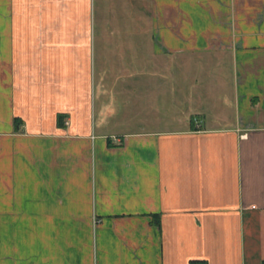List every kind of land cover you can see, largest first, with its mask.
Segmentation results:
<instances>
[{
	"label": "crops",
	"instance_id": "1",
	"mask_svg": "<svg viewBox=\"0 0 264 264\" xmlns=\"http://www.w3.org/2000/svg\"><path fill=\"white\" fill-rule=\"evenodd\" d=\"M193 262L264 264V0H0V264Z\"/></svg>",
	"mask_w": 264,
	"mask_h": 264
},
{
	"label": "rangeland",
	"instance_id": "2",
	"mask_svg": "<svg viewBox=\"0 0 264 264\" xmlns=\"http://www.w3.org/2000/svg\"><path fill=\"white\" fill-rule=\"evenodd\" d=\"M207 80H211V78H209V79H206V80H204V82H206ZM204 95L207 97V93L206 92H204ZM208 98V97H207ZM209 103V102H208ZM212 102H210L209 104H211ZM187 105L189 106V103H187ZM187 106V107H188ZM172 113H173V111H172Z\"/></svg>",
	"mask_w": 264,
	"mask_h": 264
},
{
	"label": "trees",
	"instance_id": "3",
	"mask_svg": "<svg viewBox=\"0 0 264 264\" xmlns=\"http://www.w3.org/2000/svg\"><path fill=\"white\" fill-rule=\"evenodd\" d=\"M16 122H17V119H16ZM17 124V123H16ZM192 264H196L195 262H193Z\"/></svg>",
	"mask_w": 264,
	"mask_h": 264
}]
</instances>
